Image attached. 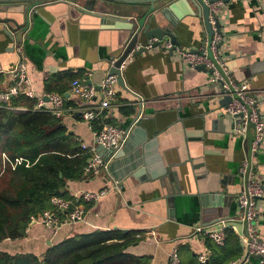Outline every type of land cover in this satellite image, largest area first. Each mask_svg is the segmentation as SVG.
Instances as JSON below:
<instances>
[{"label":"crops","instance_id":"1","mask_svg":"<svg viewBox=\"0 0 264 264\" xmlns=\"http://www.w3.org/2000/svg\"><path fill=\"white\" fill-rule=\"evenodd\" d=\"M171 1L155 3V10ZM82 2L50 0L37 5L29 12L28 23L18 31L27 74L37 95L57 93L64 96L75 77H86L93 83L100 81L108 73L110 55L119 52L118 45L127 33L125 29L113 25L109 18L82 11L79 8ZM105 5L121 17H140L149 7L146 3L112 1H106ZM169 15L175 18L172 32L177 46L193 50L203 45L209 35L203 8L187 0L175 5ZM215 15L220 23L216 30L222 36L219 55L233 79L247 81L256 91L257 108L264 115V0L222 1ZM155 41L156 38H144V51L130 55L120 68L125 86L142 99L138 117L141 131L135 132L131 141L130 131L137 124L130 126L125 140V143L129 140L127 146L121 150L123 153L112 158L109 171L67 181L68 196L102 188L107 189L105 195L92 202L76 198L85 209L84 221L62 225L56 230L31 224L25 237L4 239L0 248L42 256L49 245L68 236L117 228L141 231L139 242L129 250L147 255L149 264H168L173 247L178 249L179 264H197L199 252L209 249L210 258L213 251L208 244L217 246L203 234L194 232V227L226 219L227 228L238 237L240 248L231 260L243 255L239 235L245 225L238 219L237 196L245 182L240 167L249 147V137L232 133L228 118L218 120L220 98L216 96L215 85L208 82L209 73L181 62L166 48L168 40L152 46ZM16 43L0 27V91L13 83L9 71L19 58L14 48ZM65 72L74 77L62 76ZM57 75L61 78H53ZM51 79L54 90L49 92L46 83ZM63 85L65 91L59 93ZM116 91L113 101L96 119L102 124H117L125 129L137 114L138 100L118 84ZM66 100L73 106L65 103L71 112L62 119L64 126L79 143L92 145L94 129L83 120L82 111L97 105L100 96L85 101L69 94ZM76 112L79 115H75ZM156 157L170 172L150 178L146 170L137 177L141 166L135 163ZM256 167L263 195L258 199L259 215L255 224L264 241V141L256 154ZM213 190L223 191L228 197L227 205H211L210 192ZM217 210L226 215L212 221L219 215ZM204 220L207 221L203 224ZM242 264L264 262L261 257L251 256Z\"/></svg>","mask_w":264,"mask_h":264},{"label":"trees","instance_id":"2","mask_svg":"<svg viewBox=\"0 0 264 264\" xmlns=\"http://www.w3.org/2000/svg\"><path fill=\"white\" fill-rule=\"evenodd\" d=\"M62 76L74 77L67 72ZM52 85L53 79L48 80L46 90H54ZM64 91L63 85L58 92ZM34 103V99L19 95L11 98L12 108L0 104V164L2 153L9 161L22 158L14 168L7 161L0 175V243L25 237L30 216L50 208L53 195L73 198L67 195V181L85 175L88 154L81 143L64 125L58 126L62 119L48 111L34 110ZM65 103L73 106L69 100ZM22 106L26 109L18 108ZM101 112L98 114L102 116ZM90 125L97 130L103 124L95 118ZM140 234L139 230L124 232L117 228L81 232L49 245L42 256L0 248V264H149L147 255L129 250L139 242ZM208 246L213 252L204 264H228L240 250L231 228L225 229L222 246Z\"/></svg>","mask_w":264,"mask_h":264},{"label":"built area","instance_id":"3","mask_svg":"<svg viewBox=\"0 0 264 264\" xmlns=\"http://www.w3.org/2000/svg\"><path fill=\"white\" fill-rule=\"evenodd\" d=\"M222 1L217 0L208 3L209 22L213 26V34L207 37L203 45L197 49L187 50L177 45H173L168 40L166 48L171 49L179 60L185 65L196 67L203 65L208 69V82L212 85H220L222 93L220 97L229 96L230 100L224 107H221V113L231 122V131L234 134L241 135L243 138L247 135L248 128L251 131L252 139L249 141V147L241 164L240 170L245 176V182L237 196V205L240 210L239 220L245 223V230L239 235L243 245V255L230 260L228 264H242L246 259L254 255L264 257V241L259 237L256 228V220L259 215L258 199L263 195V186L260 182L257 167L256 154L264 141V115L257 108L259 96L253 90L247 81H237L230 75L224 60L218 52V44L222 39L221 34L214 27L216 11L218 4ZM150 43L146 45V48ZM19 55L14 67L9 71L13 83L5 90L0 91V104L9 108L12 97L23 95L35 100L34 110L48 111L55 117L63 119L70 114L71 109L65 107L66 98L62 94L44 93L37 95L33 90L31 80L27 74V63L23 53L21 42L17 41L14 46ZM113 62V61H112ZM125 62V61H124ZM122 62L121 66L124 64ZM120 66V67H121ZM117 78L114 74H105L98 82H91L86 77H75L69 83V93L85 101H90L96 96H100V102L95 106H89L82 111V118L90 123L96 118L98 113L110 105L116 96ZM43 97H47L44 99ZM22 109V107H18ZM17 109V108H16ZM127 133L117 125L105 123L100 129L93 131V144L87 145L83 142L81 147L88 154L87 162L83 166L85 175L97 174L109 168L110 161L118 148H120ZM79 141V139L76 138ZM97 145H100L102 154L96 151ZM8 158L2 153V163L0 164V175L5 169ZM22 158H15L9 161L12 168L21 163ZM107 192L106 188L99 190H83L77 192L73 198H66L60 195H53L50 198V208L43 209L36 215H31L29 225L40 224L44 228L56 230L62 225H71L84 221L85 209L75 202L80 199L84 202L99 200ZM228 226V220L220 219L210 224L195 226L193 231L203 234L216 245L222 246L225 242V229ZM210 250L206 249L199 252L196 259L204 264L208 261ZM180 258L177 247H173L168 255V264H179Z\"/></svg>","mask_w":264,"mask_h":264},{"label":"water","instance_id":"4","mask_svg":"<svg viewBox=\"0 0 264 264\" xmlns=\"http://www.w3.org/2000/svg\"><path fill=\"white\" fill-rule=\"evenodd\" d=\"M48 1L50 0H0V12L4 13V15H0V27L8 37H10L12 40L18 41V31L22 30L25 27V24L28 23L29 12L31 11V9L37 5H40ZM82 1H83L82 4L79 6V8L82 11L90 12V13L92 12L94 14H97L98 16L109 18L108 21H111L113 25H115L120 29H125V31L127 32L125 37H122L121 44L118 45L119 52L117 53V55L114 56L113 54H111L109 57L108 73L116 75L117 84L123 89L128 91L130 90L125 86L122 72L120 69L122 62H124L130 55L139 54L144 51V44H143L144 38L145 40L146 39L149 40L150 38H156L157 41H155L152 44V46H156L166 40H169L170 43L173 45H177L175 35L172 32V28L175 24L174 21L175 18H172L169 15V10L171 11V9L174 8V6L177 4L187 2V0H172L171 2L167 3L166 5H164L159 10L156 11L155 3L161 0H82ZM106 1L121 2L126 4L146 3L149 5V7L140 17H121L113 13L112 7L105 5ZM189 1L193 5L200 6V8L204 9V19L209 32L208 37H210L213 34V30H212L213 26L209 22L208 3L217 0H189ZM221 1L227 2L229 0H221ZM161 15H163L164 18L161 17ZM214 27H216V29L220 28V23L217 18L215 19ZM194 68L208 73L210 72L203 65H198ZM215 90L216 93H222L220 85H215ZM130 93H132V95L138 100V111L137 114L130 120V123L126 126L124 130L127 133L130 129V126L133 123L137 124L135 127H133V129L130 131L129 134V140L133 141L134 139L132 138L133 134L135 132L141 131L140 127L138 126L139 125L138 117H139V111L141 112L142 99L138 94L132 91H130ZM69 94H70L69 91H66L64 93V97L67 99L69 97ZM216 96L220 98L218 103L221 107L227 105V103L230 100V97L227 95L220 97L217 94ZM43 98L46 99L47 97H43ZM75 115H79V112H76ZM224 117H225L224 114L221 113L218 115L217 118L218 120L223 121ZM62 125H64L63 122L59 121L58 126H62ZM247 135L250 141L252 139V134L249 128L247 131ZM125 142L126 141H124L123 145L120 148H118L116 151H113L115 152L113 155L114 158L117 157L120 152L123 153V151L121 150L123 149L124 146L125 147L127 146V143ZM100 148L101 146L97 145L96 151L102 154ZM135 164L141 166L139 167L138 172L136 173L137 177L139 176L140 173L145 172L146 170H148L149 172L148 175L150 176V178H154L158 176L160 177L163 175L165 176L168 174V172H170V170L157 157L153 158L150 161L145 160L143 158V161L141 163L138 162ZM85 176L86 175H84V177ZM210 197H212V200L210 201L212 206L221 207L227 205L228 197L223 193V191L213 190L210 192ZM219 211L220 210H217V213L219 215L214 216L212 221L225 217L226 214H222V213L220 214ZM205 221L207 220H204L203 224L206 223ZM122 230L124 232L127 231V229H122ZM254 256L261 257L264 262V257L260 255H254Z\"/></svg>","mask_w":264,"mask_h":264}]
</instances>
